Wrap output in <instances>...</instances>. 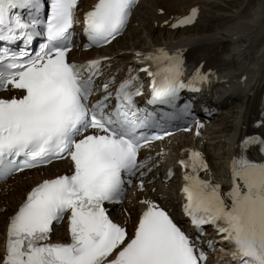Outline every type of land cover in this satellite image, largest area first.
<instances>
[{
	"label": "snow or ice",
	"instance_id": "6c2138e0",
	"mask_svg": "<svg viewBox=\"0 0 264 264\" xmlns=\"http://www.w3.org/2000/svg\"><path fill=\"white\" fill-rule=\"evenodd\" d=\"M134 5L96 0L83 14L85 47L121 35ZM77 7L78 0H0V179L54 160L69 164L65 174L33 186L8 217L0 264H205V225L233 245L237 264H264V162L243 151L231 160L228 190L201 176L210 172L200 152L188 150L178 160L182 211L195 238L148 198L138 201L142 209L131 235L109 217L105 205L122 203L134 181L145 191L151 157L139 158L140 151L171 134L162 121L191 116L188 105L176 112L180 93L199 90L208 74L200 68L186 74L178 51L154 49L135 53L143 66L130 64L110 90L114 76L96 79L101 60L67 59ZM195 15L192 9L171 26L189 24ZM36 37L42 40L33 49ZM140 72L149 78L147 104L172 109L159 119L136 103ZM248 145L264 153V139L245 138L241 149ZM61 222L68 240L53 242V226Z\"/></svg>",
	"mask_w": 264,
	"mask_h": 264
},
{
	"label": "bare ground",
	"instance_id": "6f19581e",
	"mask_svg": "<svg viewBox=\"0 0 264 264\" xmlns=\"http://www.w3.org/2000/svg\"><path fill=\"white\" fill-rule=\"evenodd\" d=\"M85 1L88 0H83V2ZM245 3L246 4L243 10L237 16V20L235 19V22H233L230 26L223 28L222 33H212L204 36L195 35L193 37L190 35L184 37L183 39H172V34L178 33L179 31L184 34L188 30V28H186L176 32L171 31L170 27L172 20L179 16L189 14L192 9H196L198 15H195L194 21L195 23H198L200 20L199 14L202 11L201 5L203 4V2H199L198 0L144 1L139 4L136 8L131 23L129 24L127 30L128 33L132 31V28L135 23H141L144 26L150 27L151 34L149 35V38H152V36L154 37V35H157V37H161V32L163 30H167V32H170L168 40L172 39L173 41L167 42L165 38H161L164 44L162 46H158L153 44L152 41L149 40L146 48L164 49L169 53L177 52L180 50L186 51L187 49L186 57L188 61L194 64L204 61L205 67L217 68L219 66L225 65L227 66L225 67V70L234 68L229 73H221L220 70H217L221 76L225 78L227 77L229 80L230 77H233L236 74L237 80L238 78L240 79L241 76H244L245 81L243 82V84H237L239 88L244 87L243 90L244 92H246V96L243 101L244 113L242 117V126H238L240 120L238 119L234 134L232 135L231 132L226 144L223 146L225 147V151L223 150L224 154H229V157L232 155L236 157L243 151L240 148V145L245 137L249 136V138L254 137L256 139H264V0H247L245 1ZM206 4L208 5L209 3ZM146 6L147 8L149 6V8L147 9L148 11H146L147 18L143 20L139 17L138 11H140L143 7ZM165 22L168 23L167 26H164ZM120 39L114 40L112 42L111 47L108 48V50L104 51L102 54L109 56H111L112 54H117L121 60H130L131 57L134 56L137 52L131 53V50L124 51L125 48H121L122 52H114V49H111ZM245 52L246 54H248V52H253L254 55L247 57L245 54H243ZM240 54H243L242 56H244L242 61H240L242 57ZM255 69L257 70V74H261L258 79L255 76L256 73H253ZM256 80H258L256 85L251 88V84H253ZM238 82L240 81L238 80ZM232 125H234V121H232ZM231 128L233 131V126ZM181 137H186V140H179L180 143L177 146H181L182 144H190L191 146H194V148H196L197 150H200L199 144L196 141H193V139L189 135H184ZM176 139L180 138H172L164 143L171 142L170 144H172V147H176V145L174 144L176 143V141H174ZM234 146L235 149L233 151ZM170 148L171 147H169L168 149ZM179 149L180 148H178L175 153L179 151ZM257 152L260 160L264 162V153H262L260 149H258ZM200 153L202 155L203 160L205 162H208L211 166V171H215V169H213L211 159L208 153L206 151L201 150ZM243 153L245 157H252L256 155V153L246 151H243ZM63 166H65V163H58L50 167L49 169L57 170ZM224 166H226V163H224ZM37 172L24 173L20 175V177L15 178L19 179L17 183L13 185L14 190H11L7 197H4L3 193V197H1L0 199V206L10 212L12 208L15 207L17 202L22 199L24 192L28 188L27 186H30L34 183V181H28L21 182V184H18L20 183L19 181H23V175L35 176ZM144 195H146V198L148 199L151 196L150 194ZM134 207L131 208L129 211H126L123 218L119 220L123 223L130 224L139 213L141 205L139 207ZM2 219L3 217L0 216V233L4 231L5 221L2 225Z\"/></svg>",
	"mask_w": 264,
	"mask_h": 264
},
{
	"label": "rangeland",
	"instance_id": "374dc122",
	"mask_svg": "<svg viewBox=\"0 0 264 264\" xmlns=\"http://www.w3.org/2000/svg\"><path fill=\"white\" fill-rule=\"evenodd\" d=\"M245 1L247 0H204L203 4L201 5L202 11L199 14V22L196 23L193 28L188 29L186 33H174L172 34L171 38L183 39L184 37L190 35L193 37L195 35L204 36L212 33H222L223 28L230 26L233 22H235V19L237 20V16L243 10L246 4ZM206 3L209 4L207 5ZM148 8L146 6L138 11L139 17L141 19L145 20L147 18L146 11H148ZM161 33V37H157V35H154V37L152 36V38H149V35L151 34L150 27L144 26L141 23H135L132 31L128 32L126 36L120 39L111 49H114V52L121 48H125L127 50H131L133 48L143 49L147 46L149 40L152 41L153 44L162 45L164 44V42L161 40V38H165L167 42L173 41L172 39L168 40L170 32H167V30H163ZM243 54H245L247 57L254 55L253 52H248V54H246L245 52ZM243 57L244 56L241 57L240 61H242ZM233 103V106L224 110L219 119H217L214 123H211L210 129L208 128L204 133L203 141L206 144L205 149L210 156L214 168L215 166L217 167L221 164L223 158L222 156H224L225 151V147L223 146L226 144L227 139L232 132L231 127L233 126L232 121H234L237 101L234 100ZM183 139L186 140V138ZM27 180L29 179L25 178L23 179V181H19L20 183L18 184H21V182H28ZM13 188L14 187H12V190H14ZM175 188V182H171L164 186H150L148 187V192L153 194L156 191H164L168 195H173ZM8 189L9 188L5 190L6 195L8 194Z\"/></svg>",
	"mask_w": 264,
	"mask_h": 264
}]
</instances>
